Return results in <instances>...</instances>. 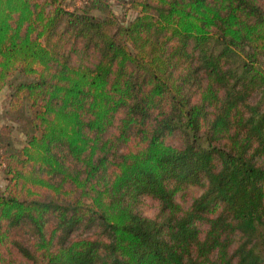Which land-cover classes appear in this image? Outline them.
<instances>
[{
    "label": "trees",
    "instance_id": "trees-1",
    "mask_svg": "<svg viewBox=\"0 0 264 264\" xmlns=\"http://www.w3.org/2000/svg\"><path fill=\"white\" fill-rule=\"evenodd\" d=\"M123 1L0 0V264H264V0Z\"/></svg>",
    "mask_w": 264,
    "mask_h": 264
},
{
    "label": "rangeland",
    "instance_id": "rangeland-1",
    "mask_svg": "<svg viewBox=\"0 0 264 264\" xmlns=\"http://www.w3.org/2000/svg\"><path fill=\"white\" fill-rule=\"evenodd\" d=\"M111 1H112V4H114L115 13L122 19L124 18L132 19L138 14L137 10L129 8V5L126 3V1H123V0H111ZM82 2L83 0H64L65 5L69 9H72V10L75 9L77 6H80ZM8 94H9L8 87L0 91V129H2V127L5 125H8V126L13 125V122H10L9 119L7 118ZM10 136L15 141V143H17L19 146L23 145L26 141V138L21 132L19 126L13 125ZM5 180H6V174L0 165V189L4 188L5 184H7V180L6 181ZM178 200H180L181 202L185 204L188 203L187 199H183L182 196L180 195L178 196ZM147 212L152 213L153 209L149 208L147 209Z\"/></svg>",
    "mask_w": 264,
    "mask_h": 264
},
{
    "label": "crops",
    "instance_id": "crops-1",
    "mask_svg": "<svg viewBox=\"0 0 264 264\" xmlns=\"http://www.w3.org/2000/svg\"><path fill=\"white\" fill-rule=\"evenodd\" d=\"M6 181V180H5ZM6 183V182H5ZM6 185V184H5Z\"/></svg>",
    "mask_w": 264,
    "mask_h": 264
}]
</instances>
